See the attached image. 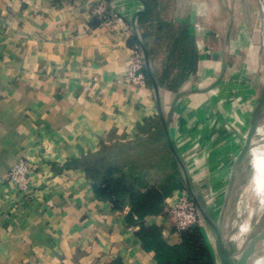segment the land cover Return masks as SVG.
I'll list each match as a JSON object with an SVG mask.
<instances>
[{"label": "crops", "instance_id": "crops-1", "mask_svg": "<svg viewBox=\"0 0 264 264\" xmlns=\"http://www.w3.org/2000/svg\"><path fill=\"white\" fill-rule=\"evenodd\" d=\"M106 1L123 22L96 16L101 0H0V264H156L143 232L181 241L169 208L180 186L143 218L131 194L97 192L111 178L86 160L107 145L149 137L182 172L172 142L205 208L245 166L264 107V0ZM136 44L147 87L125 79ZM24 156L28 194L6 178ZM154 169L140 192L170 187Z\"/></svg>", "mask_w": 264, "mask_h": 264}, {"label": "rangeland", "instance_id": "rangeland-1", "mask_svg": "<svg viewBox=\"0 0 264 264\" xmlns=\"http://www.w3.org/2000/svg\"><path fill=\"white\" fill-rule=\"evenodd\" d=\"M258 117L259 122L257 130L264 132V107L260 110ZM150 140L149 137L143 138L138 142L139 145L136 144V146H134L133 143L127 145L123 143L107 145L103 150L91 155L86 160L91 175L98 181L103 180V178L120 180V183L124 185L122 193L127 199L129 194L140 191L141 188L148 185L147 183L151 180L149 176L151 172L150 170L155 171L154 168H157L156 170H158L159 175L165 176V179L171 183L170 185H173L174 187L180 186L189 192L187 182L180 181V175L182 172L176 168V163L175 160H173L171 153L165 152V146L161 147V145L156 146L155 144H151ZM137 141H139V139ZM150 166H153L154 168L150 169ZM249 167L250 154L246 159L243 170L236 175V178H238L237 180L229 179L230 181H228L227 184L223 186V189L218 192H216L218 188L217 186L213 189L215 192L214 203L208 204L206 210L215 221H223L224 214L229 209L233 216H236L237 213L238 215H245V213L252 209H244L241 212H238L236 208V201L238 198H241L247 183L246 173L249 170ZM218 171L219 170H216L215 172ZM229 173L231 178L235 175L232 170H230ZM169 208L170 211H172L171 207ZM199 226L201 229L203 226L204 235L210 242L219 261L217 246L213 242H216V236L213 229L203 217ZM262 231H264V209L258 216L256 224L250 234L247 226L240 227L238 230L240 233H245L246 242L243 253L247 251L251 240ZM227 232L228 231L225 230V233ZM228 245L231 248L232 253L235 254L237 251L236 246L232 243H228Z\"/></svg>", "mask_w": 264, "mask_h": 264}, {"label": "trees", "instance_id": "trees-1", "mask_svg": "<svg viewBox=\"0 0 264 264\" xmlns=\"http://www.w3.org/2000/svg\"><path fill=\"white\" fill-rule=\"evenodd\" d=\"M123 187L124 185L120 183V180L109 179L105 183L96 186V190L104 196L117 193L123 195ZM173 187V185L163 188L151 186L144 192L131 193L133 212L139 218L159 212L164 199L171 193ZM202 230L203 226L201 229L199 225H195L179 232L181 241L173 245L165 242L155 229L143 232L142 240L148 249L157 247L156 264H219L217 256Z\"/></svg>", "mask_w": 264, "mask_h": 264}, {"label": "built area", "instance_id": "built-area-1", "mask_svg": "<svg viewBox=\"0 0 264 264\" xmlns=\"http://www.w3.org/2000/svg\"><path fill=\"white\" fill-rule=\"evenodd\" d=\"M108 9L109 5L107 1L101 0L94 8V13L108 27H113L116 23L123 22L121 15L114 14ZM131 59L129 69L125 75L126 81L136 86L147 87L149 78L146 72L145 57L141 44L134 46ZM31 170L30 158L24 156L8 170L6 178L17 191L28 194ZM173 200L171 210L175 218L177 232L187 230L201 223L202 216L187 190L183 189L180 191L179 194L174 196Z\"/></svg>", "mask_w": 264, "mask_h": 264}, {"label": "bare ground", "instance_id": "bare-ground-1", "mask_svg": "<svg viewBox=\"0 0 264 264\" xmlns=\"http://www.w3.org/2000/svg\"><path fill=\"white\" fill-rule=\"evenodd\" d=\"M249 154L250 167L246 173L247 183L241 198L236 201V208L238 212L244 209H252L245 215H238L237 213L236 216H233L229 209L223 218L224 237L227 242L236 246L237 251L233 254L236 259L245 253H243L246 242L245 233L238 232L239 228L247 226L250 234L258 216L264 209V132L256 131ZM225 230L228 232L225 233ZM213 242L216 244L215 241Z\"/></svg>", "mask_w": 264, "mask_h": 264}, {"label": "water", "instance_id": "water-1", "mask_svg": "<svg viewBox=\"0 0 264 264\" xmlns=\"http://www.w3.org/2000/svg\"><path fill=\"white\" fill-rule=\"evenodd\" d=\"M142 48H143L144 57H145L146 69L149 71V74L154 79L153 73L151 72V69H150L149 56L147 52L145 51L143 45H142ZM262 103H264V96L262 98ZM257 127L258 125L256 123H253L247 134L246 142L237 158V167L239 168H242L246 162V159L250 152V147L253 141V137L257 131ZM171 147L181 166L182 172L184 173L186 177L189 192H190L192 199L195 201L201 216L204 218L205 221L209 223V225L213 229V232L215 233L219 263L220 264H264V231L257 234L251 240L247 251L239 259H236L231 251V248L228 245L229 242L225 240L224 232H223V221H220V222L215 221L212 218V216L208 213L206 208L203 206L193 186L190 183L187 168L172 142H171Z\"/></svg>", "mask_w": 264, "mask_h": 264}]
</instances>
